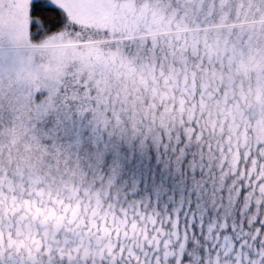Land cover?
<instances>
[{
	"label": "snow or ice",
	"instance_id": "6c2138e0",
	"mask_svg": "<svg viewBox=\"0 0 264 264\" xmlns=\"http://www.w3.org/2000/svg\"><path fill=\"white\" fill-rule=\"evenodd\" d=\"M0 264H264V0H0Z\"/></svg>",
	"mask_w": 264,
	"mask_h": 264
}]
</instances>
